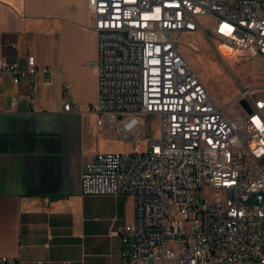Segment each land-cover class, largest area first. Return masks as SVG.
<instances>
[{
    "label": "built area",
    "instance_id": "built-area-1",
    "mask_svg": "<svg viewBox=\"0 0 264 264\" xmlns=\"http://www.w3.org/2000/svg\"><path fill=\"white\" fill-rule=\"evenodd\" d=\"M88 3L98 42L91 61L97 124L125 126L132 149L95 155L81 190L133 199V220L119 232L123 264H264V82L221 106L176 42L179 34L200 31L199 19L209 16L219 47L264 59V0ZM27 65L1 58L0 83L9 77L33 84L36 58ZM42 71L49 80L51 68ZM71 89L63 85L64 100ZM235 102L243 110L229 116ZM149 115L159 120L155 137L147 138L142 124H124ZM0 264L21 261L0 256Z\"/></svg>",
    "mask_w": 264,
    "mask_h": 264
},
{
    "label": "crops",
    "instance_id": "crops-1",
    "mask_svg": "<svg viewBox=\"0 0 264 264\" xmlns=\"http://www.w3.org/2000/svg\"><path fill=\"white\" fill-rule=\"evenodd\" d=\"M97 44L88 0H0V59L27 69L34 56L39 69L33 84L0 83V256L123 264L119 232L133 220V199L81 190L86 163L114 152L110 140H126L125 126L97 124ZM134 122L143 125L124 124Z\"/></svg>",
    "mask_w": 264,
    "mask_h": 264
},
{
    "label": "rangeland",
    "instance_id": "rangeland-1",
    "mask_svg": "<svg viewBox=\"0 0 264 264\" xmlns=\"http://www.w3.org/2000/svg\"><path fill=\"white\" fill-rule=\"evenodd\" d=\"M201 30L193 34H179L176 42L190 66L208 88L214 100L221 106L237 98L243 87H249L264 80V59L248 58L243 55L224 56L218 49L216 26L212 17L199 19ZM243 110L240 102H235L227 109L229 116H235ZM145 127V136L152 138L158 135L159 120L155 115L140 116ZM112 151H130L131 142L119 138L110 140ZM138 149L145 151L147 145L139 143Z\"/></svg>",
    "mask_w": 264,
    "mask_h": 264
},
{
    "label": "bare ground",
    "instance_id": "bare-ground-1",
    "mask_svg": "<svg viewBox=\"0 0 264 264\" xmlns=\"http://www.w3.org/2000/svg\"><path fill=\"white\" fill-rule=\"evenodd\" d=\"M227 33V32H226ZM219 49L221 50V52L223 53L224 56H228L231 55L232 53L230 52V48L226 47V46H220Z\"/></svg>",
    "mask_w": 264,
    "mask_h": 264
}]
</instances>
